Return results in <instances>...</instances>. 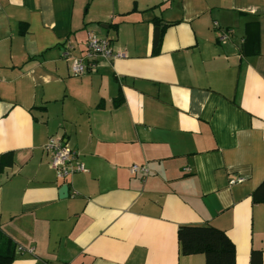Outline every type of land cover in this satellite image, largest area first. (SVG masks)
<instances>
[{
  "label": "crops",
  "instance_id": "1",
  "mask_svg": "<svg viewBox=\"0 0 264 264\" xmlns=\"http://www.w3.org/2000/svg\"><path fill=\"white\" fill-rule=\"evenodd\" d=\"M87 32L120 55L74 75ZM50 136L83 171L57 177ZM5 153L9 264H205L180 253L181 224L223 230L234 264H264V0H0Z\"/></svg>",
  "mask_w": 264,
  "mask_h": 264
},
{
  "label": "trees",
  "instance_id": "2",
  "mask_svg": "<svg viewBox=\"0 0 264 264\" xmlns=\"http://www.w3.org/2000/svg\"><path fill=\"white\" fill-rule=\"evenodd\" d=\"M157 22V21H156ZM162 29L154 26L153 53L158 52ZM115 103L120 101L116 98ZM12 163L10 153L0 155V169ZM254 201L264 199V181L252 192ZM179 251L182 255L201 253L205 264H234V245L226 233L214 226L204 224H181L176 231ZM14 242L0 229V264H9L14 257Z\"/></svg>",
  "mask_w": 264,
  "mask_h": 264
},
{
  "label": "built area",
  "instance_id": "3",
  "mask_svg": "<svg viewBox=\"0 0 264 264\" xmlns=\"http://www.w3.org/2000/svg\"><path fill=\"white\" fill-rule=\"evenodd\" d=\"M216 24V22H214ZM228 37L226 31H222L219 36L220 40ZM64 56H68L69 52L64 51ZM120 54L114 53L110 47V41L107 37H99L92 32H87L83 54L79 57H73L70 64V71L74 75H80L94 65L97 59L111 58ZM44 148L50 153V165L55 169L59 178H65L75 171H83L84 165L76 160V153L69 148L62 138L50 136L44 145ZM131 173L138 171L147 172V168L143 165L132 164L129 167ZM242 177L232 178L229 183L242 181Z\"/></svg>",
  "mask_w": 264,
  "mask_h": 264
},
{
  "label": "water",
  "instance_id": "4",
  "mask_svg": "<svg viewBox=\"0 0 264 264\" xmlns=\"http://www.w3.org/2000/svg\"><path fill=\"white\" fill-rule=\"evenodd\" d=\"M61 191L67 193V191H68V187H67L66 184L62 187Z\"/></svg>",
  "mask_w": 264,
  "mask_h": 264
}]
</instances>
